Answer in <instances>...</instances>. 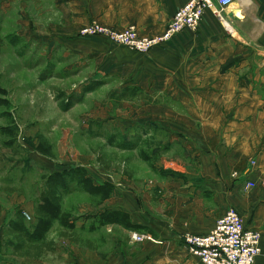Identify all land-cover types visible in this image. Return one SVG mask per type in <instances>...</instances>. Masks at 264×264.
<instances>
[{
    "label": "crops",
    "instance_id": "1",
    "mask_svg": "<svg viewBox=\"0 0 264 264\" xmlns=\"http://www.w3.org/2000/svg\"><path fill=\"white\" fill-rule=\"evenodd\" d=\"M42 1L31 0L36 6ZM189 1L63 0V26L47 34L35 31L50 46L62 43L78 59L95 63L96 75L118 76L146 93L165 94L189 111L185 115L166 104L144 102L146 115L130 123L159 127L184 152L158 162L155 195L129 175L111 179L89 171L97 183L116 185L103 207L127 211L133 223L159 240L129 241L125 250L119 246L111 264H201L183 236L210 233L230 208L261 232L262 252L255 264H264V0H238L224 10L223 18L207 9L196 31L185 29L146 54L103 36L79 35L96 20L117 29L134 24L141 35L156 36ZM17 208L32 216L29 224L35 223L34 202ZM16 211L3 208L0 230ZM9 238L0 264H50L55 254L38 259L14 255ZM65 244L70 248L63 254L64 264H104L97 246Z\"/></svg>",
    "mask_w": 264,
    "mask_h": 264
},
{
    "label": "rangeland",
    "instance_id": "2",
    "mask_svg": "<svg viewBox=\"0 0 264 264\" xmlns=\"http://www.w3.org/2000/svg\"><path fill=\"white\" fill-rule=\"evenodd\" d=\"M42 2L36 6L31 0H0V35L4 39L0 83L9 90L12 101V106L4 109L11 117L0 115V202L3 208L15 211L25 202H34L36 206L44 188L45 174L81 164L93 175L100 174L104 178L112 179L119 173L129 175L137 184H146L153 191L157 183L155 174H159L158 162L167 155L183 156V150L159 127L139 121L130 124L146 115L145 101L115 102L110 98L129 82L118 76L96 75L92 61L78 59L62 43L50 46L35 37V31L47 34L54 26L64 24L63 0ZM81 30L80 36H103L83 35ZM93 85L97 87L86 91ZM157 94L162 96L161 104L189 114L179 101L168 103L167 95ZM2 127L9 131H3ZM41 140L52 146L53 157L38 150ZM141 154H147L151 160L146 161ZM64 209L76 218L83 238L91 239L97 246L96 254L103 257L104 264H111L119 246L120 250H125L129 241L159 243L155 237V241H133L131 232L134 230L117 225L90 231L89 221L84 223L82 217L93 207L84 193L67 195ZM5 228L6 225L0 230V253L7 256L11 239ZM57 229L56 225L51 235L56 236ZM65 243L60 240V251L51 255L50 264L65 263L63 254L70 248Z\"/></svg>",
    "mask_w": 264,
    "mask_h": 264
},
{
    "label": "trees",
    "instance_id": "3",
    "mask_svg": "<svg viewBox=\"0 0 264 264\" xmlns=\"http://www.w3.org/2000/svg\"><path fill=\"white\" fill-rule=\"evenodd\" d=\"M4 39L0 35V53ZM101 84V82H98ZM96 84V85H99ZM89 86L86 91L94 90L97 86ZM162 96L146 93L135 84H128L118 94H111L115 102L145 101L154 105L161 104ZM168 99V103H171ZM12 101L9 99V90L0 83V115H8L4 109H9ZM2 130L8 132L7 128ZM125 147V146H124ZM38 150L47 156L53 157V148L44 140L38 145ZM143 159L150 161L147 154H141ZM44 188L40 192L39 202L35 206V223L29 224L25 212L18 209L15 218L10 220L6 234L12 238V252L14 255L29 258H41L49 253L60 251V240L76 245H83L95 249L94 242L83 238L78 230L76 218L71 212L64 209V198L75 192L86 194L93 210L84 214V223L89 221L88 229L95 231L100 228L119 225L127 230L150 231L147 227L133 223L130 214L122 209L103 207L105 202L113 195L116 185L106 181L97 183L89 170L83 165L68 166L62 170H55L43 176ZM10 190V189H9ZM14 191V190H11ZM3 206L0 203V215ZM58 226L56 236L50 237L55 226ZM83 229L85 226H81Z\"/></svg>",
    "mask_w": 264,
    "mask_h": 264
},
{
    "label": "built area",
    "instance_id": "4",
    "mask_svg": "<svg viewBox=\"0 0 264 264\" xmlns=\"http://www.w3.org/2000/svg\"><path fill=\"white\" fill-rule=\"evenodd\" d=\"M236 1L238 0H190L175 12L165 31L156 36L141 35L134 24L117 29L99 22L84 26L81 33L103 35L138 52H148L185 29L196 31L207 9L214 10L223 18L224 10ZM248 186L253 187L255 184L249 183ZM25 215L28 220L32 219L26 212ZM261 238L259 230L248 227L242 215L235 208H230L216 220L210 233H186L184 242L201 264H255L262 252ZM131 239L137 242L155 241L151 234L136 230L131 232Z\"/></svg>",
    "mask_w": 264,
    "mask_h": 264
}]
</instances>
